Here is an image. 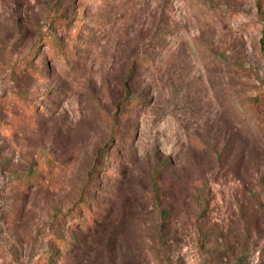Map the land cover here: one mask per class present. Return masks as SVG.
<instances>
[{
	"label": "rangeland",
	"instance_id": "obj_1",
	"mask_svg": "<svg viewBox=\"0 0 264 264\" xmlns=\"http://www.w3.org/2000/svg\"><path fill=\"white\" fill-rule=\"evenodd\" d=\"M0 264H264V0H0Z\"/></svg>",
	"mask_w": 264,
	"mask_h": 264
},
{
	"label": "trees",
	"instance_id": "obj_2",
	"mask_svg": "<svg viewBox=\"0 0 264 264\" xmlns=\"http://www.w3.org/2000/svg\"><path fill=\"white\" fill-rule=\"evenodd\" d=\"M49 41L51 42V48H54V46H55L54 49L57 50V51H59V53L61 55H63L62 52L64 50L56 47L57 46V44H56L57 41L55 40V38L54 39L51 38V40H49ZM54 49H53V51H54ZM125 87H126V95H127L126 96V99H125V102H126V105H130V103L134 100V97H130V94L128 93V86H127V84H125ZM81 202H82L81 209H87V210H89L87 203L83 199H81ZM93 206L97 210V216H95V215L92 214V223H91V225H86V222H81L83 229H86V231H88V232L89 231H93L94 229H96V227L99 225V221H101L103 219V217H104L103 215H100V212H102V208H100L99 206H96V203ZM78 212L79 211L72 210V213L74 214V216L77 215Z\"/></svg>",
	"mask_w": 264,
	"mask_h": 264
}]
</instances>
